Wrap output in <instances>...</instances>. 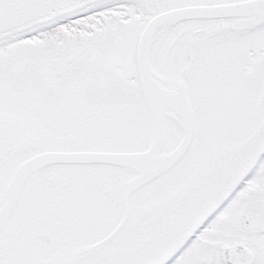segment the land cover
Masks as SVG:
<instances>
[{
  "label": "snow or ice",
  "instance_id": "6c2138e0",
  "mask_svg": "<svg viewBox=\"0 0 264 264\" xmlns=\"http://www.w3.org/2000/svg\"><path fill=\"white\" fill-rule=\"evenodd\" d=\"M0 264H264V0H0Z\"/></svg>",
  "mask_w": 264,
  "mask_h": 264
}]
</instances>
